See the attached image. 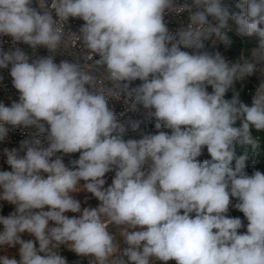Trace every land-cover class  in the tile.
Here are the masks:
<instances>
[{
  "label": "clouds",
  "instance_id": "9594fccd",
  "mask_svg": "<svg viewBox=\"0 0 264 264\" xmlns=\"http://www.w3.org/2000/svg\"><path fill=\"white\" fill-rule=\"evenodd\" d=\"M233 3L238 11L226 0H0V37L12 45L0 40V69L19 93L0 102V142L31 130L3 149L0 201L14 211L0 215V248L18 246L19 259L0 264H68L61 246L88 264H264V173L245 171L253 130L264 132V82L251 106L233 87L264 65V0ZM183 13L188 22L170 30L166 17ZM70 18L84 22L78 34ZM233 31L258 39L250 59L207 50L205 41L229 46ZM69 34L91 70L87 57L56 62ZM116 101L154 117L156 133L123 119ZM129 126L139 139L124 138ZM237 144L253 152L238 155ZM81 191L98 205L82 208Z\"/></svg>",
  "mask_w": 264,
  "mask_h": 264
},
{
  "label": "built area",
  "instance_id": "2783aa9c",
  "mask_svg": "<svg viewBox=\"0 0 264 264\" xmlns=\"http://www.w3.org/2000/svg\"><path fill=\"white\" fill-rule=\"evenodd\" d=\"M179 2L183 3V0H179ZM226 3L229 4V0H226ZM166 20L168 21V26L170 30L174 31L181 25V23L186 24L188 22L187 13H183L180 15L170 14L169 16L166 17ZM83 23L84 22L82 20L70 18L69 23L66 27L78 34L79 28ZM230 33L237 39L239 48H234L230 45L226 47L224 44L220 42H217L216 44H212L210 41H205L207 50L212 52L219 51L221 55L230 63L240 61L242 57L250 59L252 50L258 47V39L253 41L251 40L250 37L237 36L234 31ZM78 39H79L78 37H72L70 34L68 35L67 39L63 44V48L65 52L61 50L62 54H58L56 56V62L59 63V61L62 59L71 61L74 58L83 60L85 57H87V59L84 61L85 67L91 70L94 66L92 62V57L88 55L86 53V50L79 45ZM0 40L4 41L3 47L5 50L12 47L10 37H0ZM18 46L21 47L29 55L32 54V51L29 48V46L24 44H20ZM187 51H191V50H187ZM47 54H48L47 50L43 47L37 50V55L39 56H46ZM94 59H98V57H94ZM262 68H264V65H258L257 70L251 76H247L243 80L236 81L233 86L235 91L239 94L238 96L239 100L248 106H251L252 97L255 94L257 87L262 82H264V71L261 70ZM0 76H2V79H0V102L5 103L6 106H10L13 100H18L19 93L12 85V78L9 74L8 69H0ZM106 83L107 81L101 78V80L98 83V87H102L106 85ZM139 83L141 82L137 80L133 82L132 86L135 87ZM208 91L209 92L212 91L210 87ZM232 95H233L232 90H229L226 93L225 98L231 99ZM113 106L118 114L123 113V117H122L123 119L142 120L143 122L141 124V129H140L141 131L152 134L156 133L157 130L155 129V118L152 117L151 115L145 114L143 110H141L140 112L126 111L123 103L120 101L113 102ZM237 126H239V122H237ZM163 130L170 132V130L168 129H163ZM30 132L31 130H20V129H17L15 131H10L8 138L5 141L0 142V170H4L8 166L6 164V157L3 156V149L18 148L20 141L27 138ZM253 135L256 136L259 139V141L262 138H264V132L257 133L255 132V130H253ZM124 138L139 139L140 138L139 132H133L131 127L129 126L125 133ZM78 157H79V153H74L64 156L63 159L64 162L68 164L70 160L78 159ZM90 197L92 199H95L94 197H92L91 194ZM0 215H5V216L8 215L7 209L2 205H0ZM0 228H2V226H0Z\"/></svg>",
  "mask_w": 264,
  "mask_h": 264
},
{
  "label": "crops",
  "instance_id": "0c3cea01",
  "mask_svg": "<svg viewBox=\"0 0 264 264\" xmlns=\"http://www.w3.org/2000/svg\"><path fill=\"white\" fill-rule=\"evenodd\" d=\"M4 170H10L9 166H7ZM113 176H114V172L106 174V179H107V184L105 185L106 187L111 184V180ZM81 183H83V181ZM73 195L75 196V198L81 201L82 208L88 207V206L95 207L99 203L98 200L92 199L90 197V193H87L86 191L74 193ZM85 198H87V202H85ZM0 205L4 206L7 209L8 214L14 211V206L8 204L6 201H0ZM67 215L72 216V215H78V214L67 213ZM109 230L111 231L113 229L110 227ZM22 238L25 240L34 239L28 234H23ZM121 246L123 247V245ZM37 247H38V244H37ZM60 254L66 258L68 264H88L87 258L79 257L74 252L69 251L67 248L63 246H61ZM0 255H8L10 258L15 256L17 259H19L18 246L16 248H8L6 250L4 248H0ZM157 264H163V262H157ZM168 264H175V261H169Z\"/></svg>",
  "mask_w": 264,
  "mask_h": 264
},
{
  "label": "trees",
  "instance_id": "16d2710c",
  "mask_svg": "<svg viewBox=\"0 0 264 264\" xmlns=\"http://www.w3.org/2000/svg\"><path fill=\"white\" fill-rule=\"evenodd\" d=\"M236 151H237L238 155L239 154H243L245 151H247V152H249L251 154L253 152V149H252V147L250 145L249 146H241V145L237 144L236 145ZM255 152H256L255 162L253 163L251 160L248 161L246 169H245V171L249 175H251L256 170H259L262 173H264V138H262L259 141V147L257 149H255ZM205 159H210V156L208 155L206 148L204 149L203 154L200 157H198V160L200 162H203V160H205ZM228 215L230 217H239V218L242 219V221L244 222L245 225L247 224V221L245 220V218L243 216V213L238 211V210H236L233 207H230ZM240 231L241 232H245L246 231V227L242 228Z\"/></svg>",
  "mask_w": 264,
  "mask_h": 264
},
{
  "label": "rangeland",
  "instance_id": "374dc122",
  "mask_svg": "<svg viewBox=\"0 0 264 264\" xmlns=\"http://www.w3.org/2000/svg\"><path fill=\"white\" fill-rule=\"evenodd\" d=\"M229 4H230V7L233 9L232 11H238L239 9H237L236 7H235V4L233 3V0H229ZM228 35H229V37H230V39H231V41H232V43L230 44V46H232V47H234V48H239L238 47V42H237V39L229 32L228 33ZM251 38V40H253V41H255V40H257V38L254 36L253 38L252 37H250ZM251 45V44H250ZM233 199V203H235L236 202V200H235V198H232ZM246 220V219H245Z\"/></svg>",
  "mask_w": 264,
  "mask_h": 264
}]
</instances>
